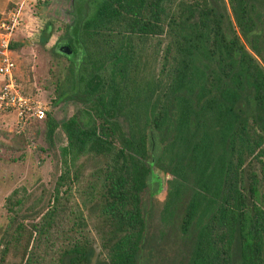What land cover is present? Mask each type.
<instances>
[{"label":"trees","instance_id":"1","mask_svg":"<svg viewBox=\"0 0 264 264\" xmlns=\"http://www.w3.org/2000/svg\"><path fill=\"white\" fill-rule=\"evenodd\" d=\"M71 15L51 100L80 105L42 119L58 174L5 197L0 264H227L231 245L233 264H264V0H72Z\"/></svg>","mask_w":264,"mask_h":264},{"label":"rangeland","instance_id":"2","mask_svg":"<svg viewBox=\"0 0 264 264\" xmlns=\"http://www.w3.org/2000/svg\"><path fill=\"white\" fill-rule=\"evenodd\" d=\"M9 0H0L4 11ZM24 26L17 32L22 47L13 53L16 62L15 75L27 93L36 95L53 116L60 120L70 115L80 104L70 99H55V84L65 83L68 72L66 58L54 52L53 47L63 34L64 24L71 20L72 0H26L23 8ZM50 25L51 32L46 43L40 37ZM28 131L17 127L13 113L0 110V140L9 143L19 134H25L23 149H0V226L5 221L4 200L16 187L25 186L32 197L42 190L51 189L58 174L56 156L44 139L42 119L33 120ZM55 144L63 145L65 136L61 129L55 132ZM154 174L160 181V189L154 194L156 202L153 214L157 216L166 193L165 180L170 175L160 171ZM146 198L151 196L145 195ZM151 200V198H149ZM148 199V201H149Z\"/></svg>","mask_w":264,"mask_h":264},{"label":"built area","instance_id":"3","mask_svg":"<svg viewBox=\"0 0 264 264\" xmlns=\"http://www.w3.org/2000/svg\"><path fill=\"white\" fill-rule=\"evenodd\" d=\"M0 13V110L14 115L18 128L46 116L47 107L36 95L24 92L15 75L16 62L11 40L24 26L22 8L26 0H10Z\"/></svg>","mask_w":264,"mask_h":264},{"label":"flooded vegetation","instance_id":"4","mask_svg":"<svg viewBox=\"0 0 264 264\" xmlns=\"http://www.w3.org/2000/svg\"><path fill=\"white\" fill-rule=\"evenodd\" d=\"M155 221H156V219H155ZM171 237L172 236L169 235L170 239H172ZM181 252H184V251H181ZM233 252L234 251H233L232 245H231L230 250L225 255V257L227 258V260H226L227 264H233V257H234ZM211 256H212V253H211ZM218 257L220 258V260H218L216 258V255L213 254L212 261L210 262V264H222V263H224L222 261L223 260L222 258L224 257V252L221 251ZM152 259L153 260L150 261V263H148V264H183L182 260H184V256H183V253H180V252L175 251V250H172L171 252L161 250L158 253H156L155 256L152 257Z\"/></svg>","mask_w":264,"mask_h":264},{"label":"water","instance_id":"5","mask_svg":"<svg viewBox=\"0 0 264 264\" xmlns=\"http://www.w3.org/2000/svg\"><path fill=\"white\" fill-rule=\"evenodd\" d=\"M60 50L64 51L65 53H68V54L71 53V51L67 45L60 46Z\"/></svg>","mask_w":264,"mask_h":264},{"label":"crops","instance_id":"6","mask_svg":"<svg viewBox=\"0 0 264 264\" xmlns=\"http://www.w3.org/2000/svg\"><path fill=\"white\" fill-rule=\"evenodd\" d=\"M10 1V0H9ZM3 12L1 9H0V13Z\"/></svg>","mask_w":264,"mask_h":264}]
</instances>
